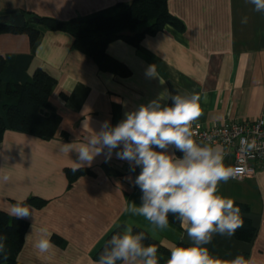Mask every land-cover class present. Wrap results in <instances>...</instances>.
I'll return each mask as SVG.
<instances>
[{
  "label": "crops",
  "instance_id": "crops-1",
  "mask_svg": "<svg viewBox=\"0 0 264 264\" xmlns=\"http://www.w3.org/2000/svg\"><path fill=\"white\" fill-rule=\"evenodd\" d=\"M130 1L0 0V11L19 10L39 32L31 44L27 32L1 31L0 55L30 54L27 72L40 68L55 79L49 102L61 116L50 139L5 130L0 141V209L10 213L12 201L30 196L47 201L42 207L30 206L33 215L24 218L28 228L15 264H94L107 235L126 224L144 229L168 250L192 243L180 225L169 222L167 229L153 233L147 220L126 211L131 202L141 204L142 192L134 187L131 169L136 166L116 156L122 146L110 159L106 150L96 156L90 166H83L93 173L70 183L66 170L77 167L78 154L62 151V145L74 143L78 148L92 131L99 132L102 122L115 126L126 112L162 94H200L202 115L193 124L264 119V14L245 0H169L168 10L182 22V30L165 25L145 35L139 45L122 39L107 45V54L129 69L124 76L100 68L71 48L68 33L32 20L38 16L66 21ZM244 17L247 23L241 22ZM150 65L156 66L158 76L146 75ZM160 102L173 104L170 98ZM211 145L224 149V163L231 167L233 151ZM168 151L182 156L174 147ZM254 164L252 176L222 182L219 194L246 206L241 216L251 220L255 234L248 241L214 235L206 247L215 258L231 260L242 254L250 264H264V160ZM42 227L52 233L56 246L48 253L34 247ZM169 257L158 251L159 264Z\"/></svg>",
  "mask_w": 264,
  "mask_h": 264
},
{
  "label": "clouds",
  "instance_id": "clouds-1",
  "mask_svg": "<svg viewBox=\"0 0 264 264\" xmlns=\"http://www.w3.org/2000/svg\"><path fill=\"white\" fill-rule=\"evenodd\" d=\"M245 3L264 14V0H245ZM241 22L247 23V17ZM146 75L158 76L156 66L150 65ZM165 98L173 101L172 106H162L160 101ZM201 99L197 93L162 94L147 105L126 112L125 119L115 126L107 120L102 122L99 132L92 131L78 148L69 143L62 145L61 150L77 152V167L72 169L77 171L86 164L90 166L105 150L106 158L110 159L113 150L122 146L116 156L141 167L134 181L142 192L141 204L131 202L126 211L147 220L153 233L167 229L171 215L192 242L190 246L173 247L166 264H250L242 254L231 260L215 258L206 247L214 235L232 237L244 221L234 199L219 194V185L235 179L240 169L225 165L221 146L201 144L194 139L192 125L202 115ZM170 147L182 156L170 153ZM3 179L7 181L8 177ZM9 214L24 219L32 217L33 211L24 200H18ZM123 229L122 234L117 232L107 240L94 264H159L158 248L143 243L148 239L143 231L134 234L131 224ZM39 231L40 238L34 247L39 253H48L56 247L51 241L52 233L46 227ZM6 241L7 236L0 234V254L5 259Z\"/></svg>",
  "mask_w": 264,
  "mask_h": 264
},
{
  "label": "trees",
  "instance_id": "trees-1",
  "mask_svg": "<svg viewBox=\"0 0 264 264\" xmlns=\"http://www.w3.org/2000/svg\"><path fill=\"white\" fill-rule=\"evenodd\" d=\"M169 0H132L117 2L111 8L93 13L88 16L72 18L66 21L51 17H38L37 24L51 31H64L72 37L71 48L84 52L93 59L100 68L110 70L118 75H127L129 69L122 62L109 56L107 45L117 39L125 40L132 45H139L147 34L160 31L165 25H171L179 30L183 29L182 22L168 10ZM31 19V18H30ZM32 21H27L24 27L14 28L0 25L1 31H24L29 35L32 44L38 36V29L31 27ZM31 61L30 54H17L9 57L0 55V141L5 130H14L31 134L42 139H50L56 133L61 122V116L49 102V95L55 85V79L43 69L37 68L32 74L27 72ZM135 178L140 174L141 167H134ZM90 168H78L77 171L67 169L69 182H73L82 174H92ZM134 187L139 190L138 186ZM14 200L12 203H16ZM30 207H42L46 200L30 196L24 200ZM241 210L246 206L235 203ZM243 227L239 228L234 237L251 240L255 234V227L251 220L242 216ZM169 222L180 224L169 216ZM28 228L26 219L12 217L7 211L0 209V234L7 236V259L0 254V264H15L16 257L24 242V235ZM123 225L114 228L105 238L95 254L98 260L104 246L113 234L123 233ZM143 231L148 237L143 243L153 244L159 252L170 256V250L160 245L144 229L134 226L133 232ZM186 247V246H185Z\"/></svg>",
  "mask_w": 264,
  "mask_h": 264
},
{
  "label": "built area",
  "instance_id": "built-area-1",
  "mask_svg": "<svg viewBox=\"0 0 264 264\" xmlns=\"http://www.w3.org/2000/svg\"><path fill=\"white\" fill-rule=\"evenodd\" d=\"M194 139L201 144L218 143L234 153L233 168H239L235 179L252 176L255 162L264 160V119L223 122L202 126L193 124Z\"/></svg>",
  "mask_w": 264,
  "mask_h": 264
},
{
  "label": "water",
  "instance_id": "water-1",
  "mask_svg": "<svg viewBox=\"0 0 264 264\" xmlns=\"http://www.w3.org/2000/svg\"><path fill=\"white\" fill-rule=\"evenodd\" d=\"M29 20L22 12L19 10L10 11H0V25L11 26L14 28L24 27L26 22ZM33 21L39 22V19L34 17Z\"/></svg>",
  "mask_w": 264,
  "mask_h": 264
}]
</instances>
